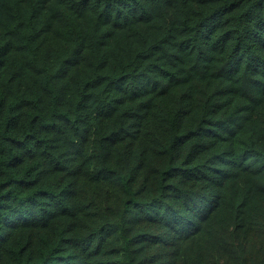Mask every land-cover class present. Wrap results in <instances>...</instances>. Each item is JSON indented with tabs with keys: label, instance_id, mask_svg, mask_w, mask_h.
<instances>
[{
	"label": "trees",
	"instance_id": "trees-1",
	"mask_svg": "<svg viewBox=\"0 0 264 264\" xmlns=\"http://www.w3.org/2000/svg\"><path fill=\"white\" fill-rule=\"evenodd\" d=\"M0 264H264V0H0Z\"/></svg>",
	"mask_w": 264,
	"mask_h": 264
}]
</instances>
